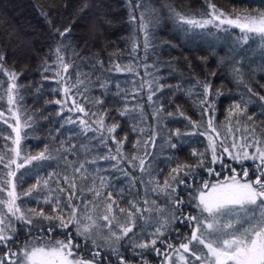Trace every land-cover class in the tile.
I'll use <instances>...</instances> for the list:
<instances>
[{
  "label": "snow or ice",
  "instance_id": "6c2138e0",
  "mask_svg": "<svg viewBox=\"0 0 264 264\" xmlns=\"http://www.w3.org/2000/svg\"><path fill=\"white\" fill-rule=\"evenodd\" d=\"M207 4L208 11L199 17L186 15L172 6H169V12L179 24L187 25L191 29H238L244 43L251 37H259L261 42H264V8H233L231 12H225L217 8L211 0H207ZM130 8L133 11L142 9L139 31L144 33V48L147 49L150 47L149 17H154L155 10L146 7L144 0H137L134 6L130 3ZM136 20L137 17L130 12V21ZM54 32L65 38L71 28H56ZM62 47L63 40L56 49V63L59 69L56 76L59 77L57 83H62L64 100H55L52 103L61 105V113L67 109L69 112L82 114L76 119L68 117L66 123L78 122L83 134L98 133L94 139L105 146L111 141L115 144V154L109 149L107 154L91 155L87 145L74 144L71 139L67 142L61 141L58 147L46 144L43 150L35 154H25L22 141L27 134L23 133L22 129L31 126L28 122L32 117L29 116L27 121L22 122L19 109H14L18 104V74L4 67L6 57L0 54V72L8 77L5 95L9 106L7 111L11 113L10 118H5V112L0 111V118H4L3 122L11 128V133L7 135L0 133L6 142H11L5 143L4 150L0 151V166L3 169L0 171V247L6 249L0 253V264H103L104 257L99 250L92 252L91 259L76 254L81 247L78 237L83 238L85 243L91 241L95 249L101 247L98 240L103 241L111 253L117 256L119 264H128L127 259L120 254V242L125 238L133 249H140L141 252L152 250L158 255H163V264H264V135L256 134L254 116L248 115L249 105L254 103L251 97L258 96L259 101L264 104V95H259L245 83L244 87L250 96L247 100L242 97L240 102L229 106L224 124L226 133L222 136L221 130L215 124L216 100L213 99V96L218 98L222 93L219 90L213 92V85L208 80L197 81L193 88H201L202 92L197 93L198 100L195 103L202 118L208 117L205 130L195 131L204 128L203 120L193 121L180 111L179 114L188 120L194 131L181 132L177 128L170 132L169 136L198 134L207 139V148L204 151L193 149L191 156L196 158L195 162L177 163L170 169L163 182H160L158 174H153L151 162L148 161L152 153L146 150L147 146H155L156 133L153 132L148 139L137 140L133 144V148L139 150L143 143V155L133 153L128 156L123 151L127 136L123 139H117L116 136L119 124H107V112L86 110L75 98L77 94L83 95L80 90L85 85V79L88 83L92 82L90 77L82 79L84 74L78 73L73 82L66 75H61L60 70L67 74L73 66L65 62L64 56L61 55ZM137 47L133 42V52ZM98 63L103 72V62ZM45 64L44 71L47 72L50 69L47 61ZM113 70L134 71L131 65L120 64H113L107 69L108 72ZM234 75L237 83H243L239 68L234 69ZM96 82L101 89L107 88L101 77H97ZM145 83L149 89L148 101L155 103L153 96L162 91L165 85L159 84L158 81H144L140 87L143 88ZM2 84L0 81V87ZM58 90L60 89L54 91ZM188 94H192V89L188 90ZM116 95L120 96L121 93L118 91ZM124 98L126 99V95ZM3 99L4 96H0V100ZM69 100L71 105L68 104ZM92 103L94 106L102 105L104 101L96 99ZM117 111L119 116L123 117L135 109L125 104L122 110ZM163 111L161 105L155 110L154 117L159 119ZM261 114H264V111ZM167 115L171 117L174 114L169 112ZM245 116L247 121L252 122L251 128L248 123L241 124L240 117ZM12 120L15 121L14 124ZM233 122L237 125L235 128ZM242 129L246 135L237 137L235 133L241 132ZM133 131L136 129L133 128ZM140 131L143 133L144 129L141 128ZM229 137H232L231 144L227 143ZM78 147L85 153L84 159L79 158ZM170 147L176 148L177 144L170 143ZM71 155H75L77 159L69 160ZM89 155L91 158H87ZM225 156L235 164L241 165L242 175L231 164L225 163ZM57 159L63 162V167L59 171L54 170L42 175L41 170L50 167L47 162ZM249 160L255 162L254 178H250L249 169L243 166L244 162ZM99 161H114L111 167L127 178V188H122L119 192L110 191L109 183L102 176L99 177L97 185L96 177L100 168L94 170L88 165H97ZM123 162H126L127 169H131V172L121 167ZM217 164L230 169L231 175L215 182L203 180L189 193V201L191 207L196 209V214L186 213V201L182 197L181 186L193 189L197 169H204L209 175H220L214 167L208 166ZM21 169L25 171L21 172ZM136 170L140 172V176L135 175ZM33 176L35 183L25 191H18V186H22L27 182V178ZM141 187L144 189L142 198ZM125 193L130 197L127 199V208L121 207L119 200L115 198L123 200ZM153 195L164 196L165 206L161 207L156 199H152ZM23 197L47 205L50 210L43 207L25 209L22 207ZM145 213L148 216H145ZM141 220L153 229L147 236L145 228H141L140 233L135 232L138 221ZM16 221L20 222L30 235L36 229L50 233L59 228L65 230V238L44 241L34 236L26 240L18 250L13 251ZM180 226L189 228L190 236H182L177 246L170 242L168 236L172 232L181 235ZM158 245H164V250ZM144 264H147V261Z\"/></svg>",
  "mask_w": 264,
  "mask_h": 264
},
{
  "label": "trees",
  "instance_id": "16d2710c",
  "mask_svg": "<svg viewBox=\"0 0 264 264\" xmlns=\"http://www.w3.org/2000/svg\"><path fill=\"white\" fill-rule=\"evenodd\" d=\"M217 8L225 12H231L233 8L250 10L264 8V0H211ZM137 0H0V54L6 59L4 67L9 71L18 74V108L21 120L27 121L30 127H24L23 133L26 137L22 141L25 154H35L44 149L45 145L58 147L61 141L67 142L71 139L74 144H85L89 147L91 155L107 154L112 149L115 154V144L108 141L107 146L99 143L95 136L98 133H81V126L66 123L68 117L76 119L75 112L67 109L61 113V105L52 103L55 100H64L62 83L58 84L59 77L56 76L58 69L56 49L59 42L63 40L61 55L65 62L73 65L68 73L61 71L75 82L77 74L83 73L81 77H90L91 83L85 79V85L81 88L83 95L77 94L76 99L89 111H103L108 113L106 123L111 125L118 123L117 139L127 136L123 151L131 156L133 153L143 155L145 146L141 143L139 150L133 148L137 140H146L153 132L156 133L155 146H147L146 150L152 153L148 157L151 162L153 174H158L160 182H163L168 172L177 163L195 162L191 156L193 149L204 151L208 141L200 135H186L182 137L169 136L170 132L177 128L181 132L194 131L188 120L179 114L182 111L191 120L200 122L203 120L204 128L195 130L204 131L206 128L207 116L202 118L201 111L195 101L198 100L197 93L202 92L201 88H193L197 81L208 80L213 85V92L219 90L222 95L216 100L215 124L221 130L222 136L226 133L224 124L229 106L234 102H240L242 97L247 100L250 94L244 84L251 86L259 95H264V42L259 37H251L244 43L236 29L220 31L216 28L191 29L187 25H181L172 17L169 6L186 15L199 17L203 12L208 11L207 0H144L146 7L155 10L154 17H149L150 47L144 48V33L139 31V17L142 9L130 8ZM130 12L137 17L135 22L130 21ZM46 14V15H45ZM51 22V23H50ZM71 28V32L61 38L56 35L54 29ZM133 42L138 47L133 52ZM47 66L49 71L45 72ZM99 62H103L104 71L101 72ZM113 64L131 65L133 72H108L107 69ZM239 68L243 83H237L234 69ZM95 73V75H91ZM97 77L107 84L106 89H101L97 84ZM0 111L8 110L7 98L5 95L8 77L0 72ZM144 81H158L165 85L162 91L156 92L151 103L148 101L149 89ZM171 86V87H168ZM55 89H60L54 91ZM87 89V91H85ZM192 89V94L188 90ZM121 95L117 96L116 93ZM126 95V99L124 98ZM254 101L249 105L248 115L254 116L256 134L264 135V104L258 96L251 97ZM103 100L102 105H95L92 101ZM68 104L70 102L68 101ZM127 104L129 108L135 109L126 116H119L118 109H123ZM163 105L164 111L159 119L154 117L157 108ZM142 107V111H141ZM174 115L169 117L167 113ZM60 113V114H58ZM0 118V133L7 135L11 128ZM241 124L248 123L251 128L252 122L247 117H240ZM237 125L233 122V128ZM133 128L136 131H133ZM143 128L142 133L140 129ZM14 136V133L12 134ZM237 137L246 135L243 129L235 133ZM55 137V139H53ZM5 141L0 136V151L4 150ZM170 143L177 144L171 148ZM232 143V137L227 140ZM80 159L85 158V153L79 149ZM89 155L87 158H91ZM171 158V159H170ZM210 158V157H209ZM75 155L69 156V160H76ZM229 161V160H228ZM233 162V161H230ZM114 161H99L97 165H88L89 168H100L96 177L99 184V177H105L109 183L110 191L119 192L127 188V178L120 171L114 170L111 165ZM50 167L41 170L46 174L54 170L59 171L63 167L60 160L48 161ZM229 164V163H228ZM247 165V166H246ZM213 167L212 165H208ZM241 166V165H239ZM244 167L249 169L250 178L255 168L253 161H245ZM121 167L127 169L126 162ZM216 169V168H215ZM220 165L218 170H220ZM132 171L131 169H127ZM0 171H3L0 166ZM25 171L21 169V172ZM226 174V173H224ZM136 176L140 172L136 170ZM223 175V174H222ZM218 177L215 174L209 175L204 169H197L196 183L193 189L181 186V194L186 201L184 211L196 214V209L191 207L189 193L193 192L203 180L213 182ZM147 179V177H145ZM191 182V181H190ZM35 183L34 176L27 178V182L18 186V191L27 190ZM141 198L144 196V189L140 188ZM91 198L90 196L88 197ZM119 200L120 206L127 208V193L123 200ZM161 207L165 206L164 196H152ZM142 206V205H141ZM22 207L39 208L50 210L47 205L38 204L36 200L28 197L22 198ZM145 216H148L145 213ZM12 250L16 251L23 246L26 240L34 236L49 239H64L65 230L59 228L52 232L36 229L29 234L25 227L18 221ZM181 227V235L175 232L169 234L168 239L175 245H179L182 236H190V229ZM145 228V236L153 229L145 224V221H138L135 228L136 233ZM73 230V235H74ZM131 235V234H130ZM81 247L76 251L78 256L85 259L92 258V252L99 250L104 257L103 264H119L117 256L98 240L101 245L99 249L92 246L91 241L85 243L83 238H77ZM164 250V245H158ZM6 249L0 247V253ZM120 254L123 255L128 264H163L164 256L158 255L155 251L133 249L125 238L120 242Z\"/></svg>",
  "mask_w": 264,
  "mask_h": 264
},
{
  "label": "rangeland",
  "instance_id": "374dc122",
  "mask_svg": "<svg viewBox=\"0 0 264 264\" xmlns=\"http://www.w3.org/2000/svg\"><path fill=\"white\" fill-rule=\"evenodd\" d=\"M236 31L238 32V35L241 37V33L239 32V30L238 29H236ZM69 102H70V104L69 105H71V100H69ZM15 109V108H14ZM5 112V118H10L11 117V113H9L7 110L6 111H4ZM76 116L77 117H80V116H82V114H80V113H77L76 114ZM13 124L15 123V121L14 120H12L11 121ZM254 150V149H253ZM225 163H229V164H231L233 167H235L236 169H237V172L238 173H240V175H242V172H241V166H239V164H235L234 162H230L231 160H229L228 158H227V156H225ZM229 160V161H228ZM255 163V162H254ZM214 168H216V171L217 172H219L220 173V175H218V177H216L214 180H213V182H215V181H217V180H222L223 178H224V176H228V175H231V171H230V169H228V168H224V167H221L220 166V170H218V168H219V164H217V165H212ZM247 166V165H246ZM224 173H226V174H224ZM223 174V175H222ZM217 176V175H216ZM255 177V168H254V171H253V173H252V175H251V178H254Z\"/></svg>",
  "mask_w": 264,
  "mask_h": 264
}]
</instances>
